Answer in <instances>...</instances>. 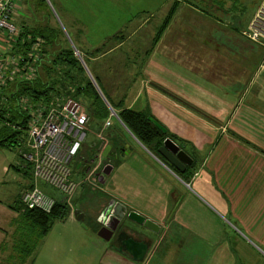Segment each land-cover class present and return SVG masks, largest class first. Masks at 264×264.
<instances>
[{
    "label": "crops",
    "instance_id": "0c3cea01",
    "mask_svg": "<svg viewBox=\"0 0 264 264\" xmlns=\"http://www.w3.org/2000/svg\"><path fill=\"white\" fill-rule=\"evenodd\" d=\"M23 1L27 11L32 10ZM57 1L68 20H79L70 13L75 2L69 6L68 0ZM172 2L177 3L176 13L154 45L167 16L154 25L152 19L157 16L153 14L168 6L169 13ZM261 2L248 12L238 0H95L94 8H84L80 2L84 14H99L98 19L115 23L108 36L117 40L106 48V40L112 39L107 36L97 43L103 45L94 49L97 56L89 54L94 62L93 75L89 71L92 78L95 75L102 90L120 106L150 112L192 164L184 180L120 121L112 119L106 128L91 118L71 166L72 179L78 184L72 203L77 197L84 203H73L75 212L65 224L72 227L67 235L53 227L37 244L30 264H84L83 260H94V264H258L259 257L264 259V42L246 34ZM132 5L140 19L132 16ZM146 28L150 29L143 35ZM137 61L138 65L133 63ZM99 135L108 142L101 151ZM18 137L19 168L30 175L24 177L17 206L22 192L34 182L33 164L23 159V154L31 152L30 138L28 134ZM107 146L111 150L104 157ZM92 159L95 171L89 176L86 160ZM110 166V175L103 176ZM93 183L94 196L87 192ZM40 188L57 199L62 197L45 183ZM123 207L156 223L159 231L125 218L112 238L105 240L99 234L100 220L105 212L116 208L122 212ZM83 215L90 226L80 229L88 233L75 227ZM21 224L16 222V229ZM70 233L76 243L69 252L77 260L68 261L65 242ZM21 236L12 237L17 255H8L7 262L19 263L16 248Z\"/></svg>",
    "mask_w": 264,
    "mask_h": 264
},
{
    "label": "trees",
    "instance_id": "16d2710c",
    "mask_svg": "<svg viewBox=\"0 0 264 264\" xmlns=\"http://www.w3.org/2000/svg\"><path fill=\"white\" fill-rule=\"evenodd\" d=\"M25 3L31 4L33 17L36 16L38 25L33 27L27 22L24 24L22 37L17 40L16 44H13V54H19L18 52L21 51L25 53L40 38L44 41L39 52L43 56L36 64L37 76L35 79L18 77L0 88V123L3 128L11 130L7 139H13L8 142L9 145L18 144L17 141L21 138L18 135L25 136L28 134V125L32 118L31 111L34 108L42 106L45 110L68 98H73L82 104L95 124H104L111 115L110 109L95 83L93 84L88 77L85 68L76 57L74 49L63 44L61 31L50 27V8L47 0H25ZM176 6L177 3H174L170 8L163 28L154 39V45L157 44L166 25L170 23L176 13ZM36 12L38 13L36 14ZM96 53H94L95 56H97ZM94 80L104 98L117 111L120 120L129 131L149 151L173 169L180 177L187 180L186 171L180 173L159 155L158 150L167 139L168 133L163 132L151 120V118L154 119L151 113L120 106L102 90L95 75ZM0 143L5 144V141ZM102 149L103 144H101L99 150ZM86 161L90 162V160ZM15 210L22 215V221L25 222L20 226L24 233L16 251L19 257L20 254L26 253L27 258L37 249L40 240L50 233L55 223L67 220L71 214L70 208L61 201L57 203L51 213L27 209L21 204V201L15 207Z\"/></svg>",
    "mask_w": 264,
    "mask_h": 264
},
{
    "label": "built area",
    "instance_id": "2783aa9c",
    "mask_svg": "<svg viewBox=\"0 0 264 264\" xmlns=\"http://www.w3.org/2000/svg\"><path fill=\"white\" fill-rule=\"evenodd\" d=\"M21 5L22 0H0V88L18 77L35 79L36 64L43 56L39 53L44 44L40 38L25 53L13 54L12 47L17 43L21 29L13 22V17L18 8L21 9ZM246 34L256 42H264V1ZM107 105L111 115L105 121L106 128L111 126L112 119L120 121L112 106L108 103ZM31 115L28 125L31 152L23 154V159L33 164L34 182L32 188L22 192L21 204L30 210L51 213L61 201L73 214L75 206L72 198L78 184L72 179L71 166L85 141L91 117L85 107L73 98L45 110L42 106L34 108ZM99 137L103 141V147L107 145L106 137ZM92 164L94 163H89L86 167V170L89 168V176L95 171ZM40 183H45L59 192L61 199L45 193L40 188Z\"/></svg>",
    "mask_w": 264,
    "mask_h": 264
},
{
    "label": "rangeland",
    "instance_id": "374dc122",
    "mask_svg": "<svg viewBox=\"0 0 264 264\" xmlns=\"http://www.w3.org/2000/svg\"><path fill=\"white\" fill-rule=\"evenodd\" d=\"M65 1V0H63ZM69 1V6H72V3L75 2V4L77 6H73V11H71L70 13L72 14V12L74 13L73 15H77V17L79 18V20H75L74 22H71L72 20H68V14H65L63 12V9H61L60 4L57 0H49L47 1L49 8H50V20H49V25L50 27H53L57 30H60L62 35H61V40L63 42L64 45L70 46L74 49V47L76 49H78V53L79 56L83 59V61L85 62V64L87 65V68L89 69L90 72H93L94 69V62H92L90 55L89 54H93L94 53V49L97 47H102L103 45L99 46L97 43H101L102 41L106 40L108 37H112L108 36L110 34L113 33L114 28H112V26L115 24H112L110 22L107 21L106 18L104 19H98L99 14H84V12H81L83 10V8L81 6H79L81 3L84 5V8H86L85 6L88 7H92L94 8V1L95 0H88L89 4L86 3L87 0H68ZM157 2L160 3H164L166 0H156ZM239 3H241V5L239 6H243V10H245L246 12H248L249 10H256V8L258 7L259 3L262 0H238ZM264 1V0H263ZM262 1V2H263ZM24 1L22 0V7L21 9L18 8L17 12L15 13V16L13 17V22L16 25H21V23H29L30 25H32L33 27L35 25H38L36 16L33 17V12L32 10L27 11L26 9V5L23 3ZM81 2V3H80ZM261 2V4H262ZM174 3V2H172ZM110 5V3H108ZM133 4V2H132ZM169 4V3H167ZM165 4V5H167ZM164 5V6H165ZM200 7H202V3L198 4ZM244 5L246 6V8L244 7ZM135 5H132L131 7V14L133 17H137L136 19H140L142 16L138 13V12H134V7ZM74 7L77 9V11L80 13V15H78V13L75 11ZM169 9L168 7H165L163 10H158L157 13L153 14L154 16L156 15V19H152V23H154V25H156V22L158 23L160 21V18H165V16H167V10ZM87 11V9H85ZM35 13V11H34ZM38 12H36L37 14ZM91 16V18H90ZM145 17V16H143ZM15 20V21H14ZM156 20V21H155ZM153 25V26H154ZM18 28H20V26H17ZM24 28V27H23ZM21 28L20 29V33H19V39L20 37H22L21 33H23L24 29ZM150 28H146L142 31L143 35L146 34V32L149 30ZM121 34H124V32L126 30H121ZM108 36V37H107ZM140 37H142V35H140ZM112 37V39H107L105 42L106 48H108L109 46H111V42H113L114 40H117V38ZM111 43V44H110ZM105 48V46H104ZM80 50V51H79ZM126 50H128V48H126ZM74 51L76 52V50L74 49ZM88 51V52H87ZM17 53V52H16ZM18 53H23L18 52ZM132 58V57H131ZM134 64L138 65V61L137 62H133ZM86 71V70H85ZM87 73V72H86ZM88 77L91 79V81L93 82V84L95 82V80L93 78H91L89 75ZM93 79V80H92ZM115 112L117 113V111L115 110ZM118 114V113H117ZM123 124V122H122ZM9 129V128H8ZM129 130V129H128ZM11 133V130H7L5 128H3V125L0 123V142L5 141L4 143H0V264H30V257H26V253L24 254H20V261L19 263L15 260L13 261H9L7 262V260L10 258V256H16L17 253L14 250V239H12V237L17 235H22L24 232L23 229H19L20 225H18V229H16L17 225L15 226L16 222L20 223H25L22 221V217L16 214V211H10V209L8 207H12L15 210V207L17 206L16 202H17V198L18 195L22 188H23V183H24V177L26 178V176H29L30 174H24L21 171V168H19V151L21 148L17 147L16 145H9L8 142L12 141L13 138L11 139H7L9 137V134ZM122 136V135H121ZM6 139V140H5ZM27 144V140H24V146L22 148H25ZM95 163V162H94ZM74 166V162L72 164V168ZM92 166H94V164H92ZM76 167V165H75ZM28 180V178H27ZM90 184V183H89ZM88 189L87 192L91 195L94 196V183L91 185H88ZM78 197L73 201V203H75L74 205L79 206L81 205V203L83 202H79L78 201ZM71 210V209H70ZM77 210H80L79 207H77ZM72 212V211H71ZM90 213V212H89ZM19 218V219H18ZM77 222V221H76ZM75 224H78L77 228H79V230L81 231L80 228H84L88 229V226H90L89 221H85L82 222L81 224H79L78 222ZM67 220H63V221H57L54 225L55 229L57 230V232L60 235L66 236L68 233V229L72 228L71 226L66 227L65 224H67ZM59 224V225H58ZM2 228V230H1ZM90 228V227H89ZM54 229V230H55ZM53 230V231H54ZM74 230V228H73ZM82 230L81 232H87L88 231H84ZM52 231V232H53ZM76 231V230H75ZM51 232V234H52ZM73 232V231H72ZM70 237H68V241L65 242V244H67L68 246V257L67 260L71 261V260H77V257L75 258V256H71L72 252H69V248L72 246V244L76 243V240L74 238V234L70 233L69 235ZM64 241H66V239L64 238ZM4 242V246L2 245V243ZM57 243H53V245H55ZM51 245V246H53ZM4 247V249H2ZM43 247V246H42ZM2 249V251H1ZM4 250V251H3ZM71 250H73V248H71ZM10 255V256H8ZM73 257V258H70ZM257 258V256H256ZM258 259V258H257ZM81 260V259H80ZM84 264H94V260L91 262H86V260H83ZM259 263L258 264H264V259L262 257H259Z\"/></svg>",
    "mask_w": 264,
    "mask_h": 264
},
{
    "label": "water",
    "instance_id": "95a60500",
    "mask_svg": "<svg viewBox=\"0 0 264 264\" xmlns=\"http://www.w3.org/2000/svg\"><path fill=\"white\" fill-rule=\"evenodd\" d=\"M49 1V0H47ZM76 55L79 54L78 51L76 50ZM78 59L80 60L81 64L83 65V67L85 68L87 74L91 77V74L88 70V68L86 67L83 59L81 57L78 56ZM92 78V77H91ZM93 80V79H92ZM94 82V81H93ZM96 85V84H95ZM97 89L99 90L101 96L103 97V99L105 100L106 103L107 100L104 98L103 94L101 93L100 89L98 88V86L96 85ZM109 104V103H108ZM119 117V116H118ZM120 119V118H119ZM151 120L157 125V127H159L163 132H166V129L159 124L158 122H156L154 119L151 118ZM121 121V120H120ZM122 122V121H121ZM124 125V124H123ZM111 150V146H107L105 151H104V157L108 156L109 151ZM159 155L170 165H172L177 171H179L180 173H184L187 169L188 166H190L192 164V159L188 156V154H186V152L184 150H182L172 139L167 138L163 145L159 148L158 150ZM88 163H94L95 159H92L89 161H87ZM111 166L109 167V169H105L103 172V176H108L111 173ZM87 172L89 171V168L86 170ZM114 210L111 212H105L104 217L102 220H100V224L102 225V228L99 232V234L105 239V240H110L112 238V236L114 235V233L118 230V228L120 227V225L122 224V221L127 218L128 220H131L132 222H135L141 226H143L144 228L152 231V232H158L159 231V226L152 222L151 220L146 219L144 216L138 214L137 212H130L127 213V209L125 207H123V210L121 212V214L116 218V223L114 227H110L107 223V221L112 218L115 214H114ZM77 220L79 222H84L85 220V216H81L78 217Z\"/></svg>",
    "mask_w": 264,
    "mask_h": 264
},
{
    "label": "flooded vegetation",
    "instance_id": "af4514ba",
    "mask_svg": "<svg viewBox=\"0 0 264 264\" xmlns=\"http://www.w3.org/2000/svg\"><path fill=\"white\" fill-rule=\"evenodd\" d=\"M114 211H115L114 212L115 215L107 221L108 225L111 228L115 226L116 218L121 214V211L119 208H116Z\"/></svg>",
    "mask_w": 264,
    "mask_h": 264
}]
</instances>
